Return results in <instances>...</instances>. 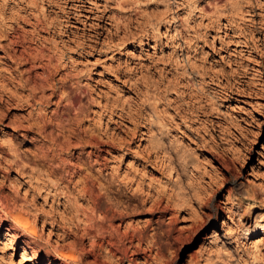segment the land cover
<instances>
[{"label":"rangeland","instance_id":"374dc122","mask_svg":"<svg viewBox=\"0 0 264 264\" xmlns=\"http://www.w3.org/2000/svg\"><path fill=\"white\" fill-rule=\"evenodd\" d=\"M0 264H264V0H0Z\"/></svg>","mask_w":264,"mask_h":264},{"label":"bare ground","instance_id":"6f19581e","mask_svg":"<svg viewBox=\"0 0 264 264\" xmlns=\"http://www.w3.org/2000/svg\"><path fill=\"white\" fill-rule=\"evenodd\" d=\"M118 217L121 219L123 216L122 215H119ZM104 226L105 227L102 226L104 228V229L102 228L103 230L102 229L101 230L98 229L99 232L100 231H104V233H102V239L104 241H106L107 245H109L110 247H112L113 250H115L116 252H119L120 253V255H121L120 256V261L123 260L124 257H126V253L130 250V248H133V249L137 250V246H139V244L141 242H144V240H145V237H144L143 233L141 231L135 230L134 228H133L134 230L133 229L132 230H129L128 229L129 227H125L124 230H123V232H117L116 233L115 232L116 230L115 231L112 230L111 229V226L105 225V224H104ZM134 241H136L135 244H134ZM126 242L128 243L127 246H126ZM147 247H148L149 250L152 249V246L151 247L147 246Z\"/></svg>","mask_w":264,"mask_h":264}]
</instances>
